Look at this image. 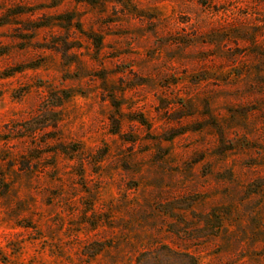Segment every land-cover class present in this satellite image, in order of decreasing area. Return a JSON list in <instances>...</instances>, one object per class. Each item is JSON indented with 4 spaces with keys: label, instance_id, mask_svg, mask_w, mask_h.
<instances>
[{
    "label": "rangeland",
    "instance_id": "1",
    "mask_svg": "<svg viewBox=\"0 0 264 264\" xmlns=\"http://www.w3.org/2000/svg\"><path fill=\"white\" fill-rule=\"evenodd\" d=\"M0 264H264V0H0Z\"/></svg>",
    "mask_w": 264,
    "mask_h": 264
}]
</instances>
